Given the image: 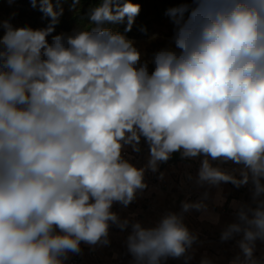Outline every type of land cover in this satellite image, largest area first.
Returning a JSON list of instances; mask_svg holds the SVG:
<instances>
[{"label":"clouds","instance_id":"obj_1","mask_svg":"<svg viewBox=\"0 0 264 264\" xmlns=\"http://www.w3.org/2000/svg\"><path fill=\"white\" fill-rule=\"evenodd\" d=\"M30 2L45 27L0 20V264H67L82 245L110 246L112 227L127 233L129 264H190L202 241L185 216L220 226L206 201L225 184L250 194L229 202L234 220L220 230L238 249L228 264H264V0L169 8L172 36L151 53L127 36L133 0H99L90 26L59 33L65 0ZM143 146L137 166L126 152ZM177 153L200 161L187 174L206 189L199 200L151 225L114 210L142 196L147 173L162 181Z\"/></svg>","mask_w":264,"mask_h":264},{"label":"crops","instance_id":"obj_2","mask_svg":"<svg viewBox=\"0 0 264 264\" xmlns=\"http://www.w3.org/2000/svg\"><path fill=\"white\" fill-rule=\"evenodd\" d=\"M130 151V150H129ZM131 153V151H130ZM136 155L135 153H131ZM140 158L134 161L137 166H143L146 163L148 150L143 146ZM200 161H169L161 165L160 171L164 173V179L159 186L149 185L148 189L138 197L127 209H122L119 205H114V210L120 213L122 217H128L135 214V219L140 220L145 225L154 224L160 216L168 210L178 211L181 201H197L201 198L204 188H199L194 181L187 179V174L195 177L199 168ZM227 165H225L226 167ZM223 192L212 189L206 203L209 210L217 211L221 215V225L214 226L208 221L201 222L200 213L191 212L186 214L185 222L191 230L199 233L200 241L206 238H216L225 223L234 220L233 210L229 207V202L233 199L248 201L250 194L247 188L237 189L231 184L222 186ZM227 198L223 207H217L220 200ZM127 233H121L119 229L112 227L110 230L111 245L107 247H98L94 251L87 245H82V252L79 255L70 257H80L83 264H96L98 262H108L120 257L128 256L124 245V239ZM238 252L235 242L221 244L219 240L211 243H200L194 245L193 259L190 264H200L203 257L210 258L213 264H228L229 260ZM264 254V243L257 242L256 255ZM115 257V258H114ZM69 259V260H70ZM125 264H129V261ZM166 264H184L181 259H168Z\"/></svg>","mask_w":264,"mask_h":264},{"label":"rangeland","instance_id":"obj_3","mask_svg":"<svg viewBox=\"0 0 264 264\" xmlns=\"http://www.w3.org/2000/svg\"><path fill=\"white\" fill-rule=\"evenodd\" d=\"M134 3H139L141 10L127 36L135 39L138 45L151 53L167 43L173 33V24L167 15L162 16L159 20L154 18L155 10L151 0H140ZM62 6L64 12L60 18V24L57 26V33L70 32L75 27L84 28L76 18L79 6L76 10H72L71 0H65ZM189 6H191L190 0ZM8 19L14 26L28 25L34 29L43 28L48 23V19L44 17L43 13L32 7L30 0H0V20ZM118 27H124V25ZM141 29H146L147 34ZM152 34H158L160 38L147 43L148 36Z\"/></svg>","mask_w":264,"mask_h":264},{"label":"trees","instance_id":"obj_4","mask_svg":"<svg viewBox=\"0 0 264 264\" xmlns=\"http://www.w3.org/2000/svg\"><path fill=\"white\" fill-rule=\"evenodd\" d=\"M140 1V0H133V2ZM154 6V18L159 20L162 16L166 15V10L169 8L177 7L181 3L188 4L189 0H151ZM99 0H81L79 5V10L77 12L76 18L80 25L84 27L90 26L88 21V10L92 7H95ZM190 7V6H189ZM124 27H120L119 30L123 31ZM128 35V33H127ZM170 161H185V159H181L179 154H175Z\"/></svg>","mask_w":264,"mask_h":264},{"label":"built area","instance_id":"obj_5","mask_svg":"<svg viewBox=\"0 0 264 264\" xmlns=\"http://www.w3.org/2000/svg\"><path fill=\"white\" fill-rule=\"evenodd\" d=\"M127 156H130L132 158V163H134V161L138 160L141 155L140 154L133 155L130 153V151H128V152H126V157ZM157 176H158V174H152L151 172L147 173L146 174V181H147L148 185L159 186L162 183V181L158 180ZM215 240H219V235L216 238L203 239L202 243H211ZM232 242H234V241H232ZM130 259H131L130 256H126V257H120V258H117L115 260L108 261V262H98L96 264H125L126 262L130 261ZM67 264H83V263H82L80 257H73L67 262Z\"/></svg>","mask_w":264,"mask_h":264}]
</instances>
